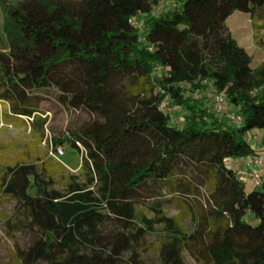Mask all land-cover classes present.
I'll return each mask as SVG.
<instances>
[{
	"label": "trees",
	"instance_id": "16d2710c",
	"mask_svg": "<svg viewBox=\"0 0 264 264\" xmlns=\"http://www.w3.org/2000/svg\"><path fill=\"white\" fill-rule=\"evenodd\" d=\"M160 2L0 0L2 118L82 159L79 174L49 155L3 172V192L38 235L19 264H147L154 223L155 264H185L184 253L197 264H264V172L247 189L228 162L259 155L249 134L264 130V62L253 67L225 26L235 11L264 21V0H176L153 14ZM207 86L211 99L195 97ZM217 94L240 124L218 115ZM166 99L184 112L180 122ZM54 105L88 119L50 127L48 139L42 114ZM58 172L66 193L50 188ZM34 180L43 195L31 192ZM173 201L188 226L166 215Z\"/></svg>",
	"mask_w": 264,
	"mask_h": 264
},
{
	"label": "rangeland",
	"instance_id": "374dc122",
	"mask_svg": "<svg viewBox=\"0 0 264 264\" xmlns=\"http://www.w3.org/2000/svg\"><path fill=\"white\" fill-rule=\"evenodd\" d=\"M182 2L184 0H181ZM176 3L174 0H161L158 8L153 10V14H157L162 10L171 9ZM2 22V14L0 13V25ZM226 28L230 31L232 37L236 40L239 46L245 47L252 58V65L258 66L264 62V21H257L254 25L251 23L248 14L235 11L225 21ZM2 38L0 30V39ZM204 84V82H202ZM207 85V83H205ZM207 90L202 88L195 93L198 97L208 96L213 97V89L207 86ZM47 101H49L47 99ZM211 101V100H210ZM212 107L215 108V102L211 101ZM165 112H167L173 123H178L182 120L184 112L170 105L169 99H166L162 104ZM5 106L0 102V182L3 172L8 166H15L18 164L35 163L40 164L46 156H52L60 161L66 168L74 173L79 174V167L81 164L80 152L67 145L62 146L64 153L55 157L52 147H47L39 133V129H34L32 126L23 123H5L2 118ZM218 115L227 117L230 112H234L231 106L226 104L225 108L217 109ZM46 117L47 128L46 136L48 139L52 137V132L48 128H65L68 122L84 121L88 119V114L85 112H71L63 110L57 106H53L51 111L42 114ZM250 132L249 138L251 142L258 141L259 138L252 136ZM264 166V165H262ZM261 166V167H262ZM53 181L49 183L50 188L66 193V185L64 179L59 177V172ZM247 189L250 188L249 183H245ZM31 192L34 195L44 194V185L38 181H33V189ZM169 198L171 195H165ZM140 212L144 213L147 218L154 216V211L140 206ZM167 216H174L176 214L180 217V222L183 226L189 225V216L186 211L180 210L178 203L173 201L164 206ZM142 222L138 221L136 226H141ZM36 230L29 224L28 211L23 209L19 201L10 195L3 192V187L0 186V264H19L22 260L24 252L32 245L37 237ZM162 237L161 228L159 224L154 223L152 229L146 234L145 240L148 242L147 248L143 251L142 257L147 264H155L157 260V240ZM185 264H197L191 257L184 253ZM35 264H45L38 262Z\"/></svg>",
	"mask_w": 264,
	"mask_h": 264
},
{
	"label": "built area",
	"instance_id": "2783aa9c",
	"mask_svg": "<svg viewBox=\"0 0 264 264\" xmlns=\"http://www.w3.org/2000/svg\"><path fill=\"white\" fill-rule=\"evenodd\" d=\"M158 6L155 8L157 9ZM154 9V10H155ZM133 24L141 29V25L138 21H133ZM195 97H198L197 93H194ZM215 108L222 109L226 107V99L223 95L217 94L214 99ZM229 120L233 124H240L242 122V117L235 113L230 112L228 114ZM64 153L62 147H57L54 151V156H60ZM264 165V156L249 154L243 158V166L237 168L236 175L238 179L242 182L250 181L255 187H259L262 183V175L260 167Z\"/></svg>",
	"mask_w": 264,
	"mask_h": 264
},
{
	"label": "crops",
	"instance_id": "0c3cea01",
	"mask_svg": "<svg viewBox=\"0 0 264 264\" xmlns=\"http://www.w3.org/2000/svg\"><path fill=\"white\" fill-rule=\"evenodd\" d=\"M175 1L176 0H174V2ZM252 136H255L257 138L260 137V139H258V141H254V142L252 141L251 142L253 153L264 156V130H254L252 133ZM228 162H229L230 166H232L234 168H239V167L243 166V159H229ZM260 171L264 172V166L260 167ZM245 183H249L250 188L252 187L250 181H246Z\"/></svg>",
	"mask_w": 264,
	"mask_h": 264
}]
</instances>
